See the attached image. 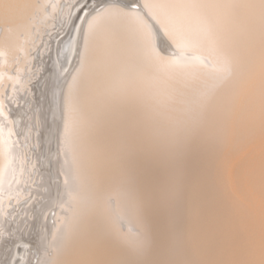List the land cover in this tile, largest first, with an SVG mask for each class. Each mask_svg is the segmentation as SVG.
Wrapping results in <instances>:
<instances>
[{
	"label": "bare ground",
	"instance_id": "obj_1",
	"mask_svg": "<svg viewBox=\"0 0 264 264\" xmlns=\"http://www.w3.org/2000/svg\"><path fill=\"white\" fill-rule=\"evenodd\" d=\"M82 1L0 0V68L4 69L10 63L7 72L0 71V200L13 196L11 201L5 202V207L0 203V264H127L128 260L129 264H139L138 245L145 238V233L152 237L153 231L144 210L137 205L141 215L142 211L146 215L144 221H141L140 215L139 218L123 216L112 222H108L107 218L100 223L99 218L103 215L100 216L98 211L90 212V208L93 210L96 206L92 204L94 207H91L81 200L77 192L80 185L76 191L77 179L95 175L102 165L103 159H100L96 146L97 131L104 128V120L96 112L102 82L108 90L117 89L119 84L127 88L139 84L141 92L147 95L169 94L173 88H196L192 76L199 77V68L196 59L186 56L185 50L196 43H204L208 39L204 35L206 32L207 35H222L238 70L255 54L264 51V0H87V12L83 14L81 11L85 9L79 10L83 17L75 27L74 36L69 44L67 40L63 43L64 48L68 44L63 57L57 48L60 40L55 39L53 30L59 29L62 24L68 27ZM31 27L34 32H31ZM38 49L39 55H36ZM174 53L175 56L170 57ZM261 76L258 77L263 80ZM253 80L250 83H256ZM222 87L213 94L209 111L218 108L220 102L226 104L229 89ZM243 87L246 88L245 84ZM211 89L210 92H213ZM84 97L90 101V109L84 111L81 118ZM66 105L70 109L68 113H65ZM83 105L85 107L86 104ZM81 123L83 140L80 146L77 134ZM12 162L21 168L16 176L19 187L21 183L28 185L37 174L32 180L34 183L37 178L36 184H29L27 193H21L12 186L15 169ZM64 166L66 180L70 183L67 186L76 207L72 208L70 216L59 220L58 211L51 208L56 203H59V208L68 204L57 196V189L61 192L62 188H66L63 178H59L63 175ZM24 175L26 182H21ZM2 186H9V189L6 188L3 193ZM34 187L40 188L36 190ZM95 187L92 188L96 190ZM100 189L97 190L100 192ZM98 194L97 199H103ZM258 200H254L251 210L262 214L264 225V196ZM133 204L130 207L132 211L136 210ZM24 217L26 225L22 223ZM120 220L141 222V234H133L130 227L122 232L118 229ZM256 222H252L253 226L259 227L260 218ZM47 233H57V236L48 240ZM257 233L259 236L260 232ZM260 236H264V232ZM256 242L260 241L257 239ZM43 246L52 250L51 257ZM256 247L257 243L255 247L251 246L253 249L248 244L250 250ZM255 251H248L247 254H254ZM257 252L260 250L257 249ZM233 259H229L231 264L236 262ZM247 259L252 261L250 257ZM239 261L241 264L242 260Z\"/></svg>",
	"mask_w": 264,
	"mask_h": 264
},
{
	"label": "rangeland",
	"instance_id": "obj_2",
	"mask_svg": "<svg viewBox=\"0 0 264 264\" xmlns=\"http://www.w3.org/2000/svg\"><path fill=\"white\" fill-rule=\"evenodd\" d=\"M37 24L36 20L35 25ZM31 32H34L33 27ZM207 33L204 35L206 39L208 36V39L204 43L200 41L201 43H196L185 50L186 56L196 59L199 68V77L192 76L196 88H173L169 94L147 95L141 92L139 84L129 88L119 84L117 89L108 90L102 82V91L98 95L96 112L101 120H104L102 122L105 130L103 128L102 131L100 128V131H97L99 136L96 146L99 150L97 147L96 149L100 153V159L104 161L102 160L101 168H99L101 173L98 170L95 173L96 176L90 174L89 178H78L79 184L75 181L77 183L75 186L78 185L76 191L80 185L77 192L81 200L91 207L96 206L93 210L89 207L90 212L98 211L100 216L103 215L99 218L100 223L107 221V218L108 222L123 216L139 218L141 210L137 205L144 210L151 221L153 231L152 237L145 233L144 239H149H142L138 245L139 264H227L225 262L228 258H235L237 263L234 262V264H240L239 260H242L241 264H250L247 257L251 258V262L255 261L253 258L257 260L256 262L264 258V255L261 256V252L264 253V236H260L264 232L262 214L251 210L254 200L259 201L258 199L264 196V51L255 54L244 67L238 70L235 69L233 56L222 35H207ZM36 55H39V49L36 50ZM174 56L175 53L170 57ZM36 58L38 59V56ZM256 61L259 63L257 64ZM9 64L5 65L4 69L1 67L0 71L7 72ZM10 72H13L12 68ZM260 75L263 80L258 77ZM245 80L249 83L247 84ZM251 80L256 83H250ZM80 82L81 79H79ZM244 84L246 88L251 84L254 87L245 88L246 91L243 93ZM233 85H236V88ZM222 86L229 89L228 100L225 99L226 104L220 102L218 108L209 111L213 94ZM210 89L213 92H210ZM83 103L86 104L85 107ZM82 108L81 118L84 111L90 109V101L88 102L85 97ZM64 109L65 113L70 111L67 105ZM82 124L77 134L80 146L83 140ZM32 128L36 129L34 126ZM12 164L15 168L12 186L21 193H27L29 184L30 186L31 183L36 184L37 178L34 183L32 180L34 176L37 177V174H34L28 185L21 183L19 187L16 176L19 175L21 168L14 162ZM26 170L29 169L26 168ZM65 172L64 169L62 177L59 176V178H63L62 182L66 188H62L61 192L57 189V196L68 204L61 205L62 209L61 206L59 208V203H56V207L60 210L55 205L51 208L58 211L59 220L70 216L72 208L76 207ZM93 177H95L94 181ZM25 178V175L22 176L20 181L26 182ZM59 178L56 180L58 181ZM38 180L41 183V179ZM39 188L34 187L36 190ZM5 189L8 190L9 186L1 187L3 193L6 192ZM97 189H100V192ZM68 192L71 200H69ZM0 193L2 197V192ZM96 194L101 199H97ZM89 197L93 202H89ZM12 198L5 196L0 203L5 207V202L11 201ZM132 204L136 207L134 212L130 209ZM102 209L104 212L101 211ZM144 215L142 211L141 221H144ZM23 219L22 223L26 225V218ZM253 220L259 222L260 228L258 225L253 226ZM137 223L120 220L118 229L126 232L131 228L133 234L139 235L143 225L141 222ZM257 232H260V238ZM56 236L57 233L53 235L47 233L46 237L49 240L51 237L55 239ZM247 243L250 249H253L251 246L255 247L257 243L256 248L260 252L254 249L257 254L250 253L254 250H250ZM46 247L43 246L45 251H49ZM247 248L250 254H247ZM48 253L45 252L48 257H51L52 250L50 249ZM229 259L228 262L231 264ZM128 261L127 264H129Z\"/></svg>",
	"mask_w": 264,
	"mask_h": 264
},
{
	"label": "water",
	"instance_id": "obj_3",
	"mask_svg": "<svg viewBox=\"0 0 264 264\" xmlns=\"http://www.w3.org/2000/svg\"><path fill=\"white\" fill-rule=\"evenodd\" d=\"M86 5H87V0L82 1L79 4L78 9L76 10L75 15L73 16L72 20L70 21L68 27H66L65 24H62L59 29H55L54 28V30H53L54 34L56 35V36H54L55 39L56 40H60L59 43H58L59 45H58L57 48L60 49V53L62 54L63 57L66 56L69 41L74 36L75 27L78 25V23H80V21H81V19L83 17V16L81 17V14H82L81 12H83V14L87 12L86 11ZM94 6H95V4H94ZM82 9H85V11L79 12V10H82ZM65 41L68 44H67V47L64 48L65 45L63 43Z\"/></svg>",
	"mask_w": 264,
	"mask_h": 264
},
{
	"label": "snow or ice",
	"instance_id": "obj_4",
	"mask_svg": "<svg viewBox=\"0 0 264 264\" xmlns=\"http://www.w3.org/2000/svg\"><path fill=\"white\" fill-rule=\"evenodd\" d=\"M262 255H264V253H262ZM250 264H264V258H262L259 262H250Z\"/></svg>",
	"mask_w": 264,
	"mask_h": 264
}]
</instances>
